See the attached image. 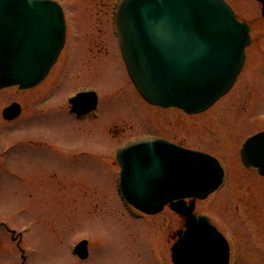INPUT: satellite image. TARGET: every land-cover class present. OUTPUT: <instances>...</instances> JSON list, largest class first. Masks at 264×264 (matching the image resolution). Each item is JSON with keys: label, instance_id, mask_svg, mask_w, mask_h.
Returning a JSON list of instances; mask_svg holds the SVG:
<instances>
[{"label": "rangeland", "instance_id": "1", "mask_svg": "<svg viewBox=\"0 0 264 264\" xmlns=\"http://www.w3.org/2000/svg\"><path fill=\"white\" fill-rule=\"evenodd\" d=\"M58 1L66 13V42L33 91L51 86L50 102L58 106L68 93L92 88L98 107L79 121L57 106L49 109L48 121L0 118V264H173L170 243L182 218L168 206L141 213L119 190L115 147L151 134L220 160L224 181L197 200L196 210L209 215L230 243L237 241L230 264H264V178L239 157L244 139L264 128L260 2L226 0L251 26L243 67L213 105L186 113L153 108L132 84L119 55L113 17L118 0ZM13 98L31 101L28 92L6 87L0 90V109ZM44 133L50 135L47 146ZM52 136L66 150L56 149ZM23 138L31 143L20 142ZM77 142L80 153L69 157L68 148ZM81 239L88 240L85 259L73 251Z\"/></svg>", "mask_w": 264, "mask_h": 264}, {"label": "water", "instance_id": "2", "mask_svg": "<svg viewBox=\"0 0 264 264\" xmlns=\"http://www.w3.org/2000/svg\"><path fill=\"white\" fill-rule=\"evenodd\" d=\"M258 1L264 18V0ZM115 20L128 73L142 96L188 112L207 108L232 86L250 43L247 22L225 0H120ZM65 32L56 0H0V87L39 82L62 49ZM89 96L80 92L72 102ZM12 110L6 108L5 117ZM240 154L264 175V130L249 136ZM117 159L119 188L128 202L151 214L169 203L185 217L171 247L174 264H228L225 237L207 215L194 212L196 198L222 182L214 156L147 138L120 148ZM74 251L85 258L87 241Z\"/></svg>", "mask_w": 264, "mask_h": 264}, {"label": "flooded vegetation", "instance_id": "3", "mask_svg": "<svg viewBox=\"0 0 264 264\" xmlns=\"http://www.w3.org/2000/svg\"><path fill=\"white\" fill-rule=\"evenodd\" d=\"M45 79V78H44ZM43 79V80H44ZM43 80L37 84V85H43ZM33 86V87H29V88H19L18 86H11V87H16L18 89L19 92H28V96H29V99L31 101L29 105L26 104V102L23 100V99H19V98H13L11 99L9 102H7L6 104H4L1 109H0V118L3 122H10V123H13L15 121H18V120H22V119H34V118H38V116L42 119V120H47V113L49 111V109L52 108V106H57L56 104H53L54 102H50V95H49V92H50V88L51 86H46V88L43 90H38V91H33L35 90V87L37 86ZM34 88V89H33ZM4 89V88H2ZM0 89V90H2ZM86 90V89H84ZM78 91V90H77ZM75 91L74 93H71V94H67L66 96H63V98H65V101L63 102V99H61L60 101H62L61 103L58 104V110L60 109H63L64 108V112H62L60 110V112L66 114V116L68 115L69 118L75 120V121H79L80 120V117L81 116H84L86 114H89V113H92L94 112L95 113V110L97 109L98 105H96V107L92 110V111H89L87 113H80V110L83 108L82 105L79 103V105L77 107L74 108L73 104L70 102V98L77 92ZM30 92V93H29ZM98 93V92H97ZM48 96H49V99H48ZM97 99H98V95H97ZM143 99V98H142ZM144 100V99H143ZM145 101V100H144ZM98 103V101H97ZM148 103V102H147ZM13 105V113L10 114L11 117L7 118L5 117L4 115V110ZM65 105V106H64ZM152 105V104H151ZM153 108H163V107H160V106H156V105H153ZM155 114L158 113V110L155 109ZM156 117V120H158V116L155 115ZM62 119V117H60ZM48 121V120H47ZM156 124V122H155ZM157 125V124H156ZM49 136L48 133H44V138H43V143H46L45 145H49L48 143V140H49ZM150 136H162L166 139H168L165 135H159V134H151V135H143L141 137H136V138H133V139H128L125 143H128L130 141H133V140H136V139H139V138H144V137H150ZM55 137H51L52 141L55 142L54 145H56V149L57 146L59 145L63 150H66V146L64 145L65 142H61L59 140H56L54 139ZM24 140H28V142L24 141ZM170 140V139H168ZM172 141V140H171ZM14 142V141H13ZM20 142H25V143H31L30 142V139H22L20 140ZM75 143V142H74ZM72 144L70 145V147L68 148V151L70 153H72L69 157H73L75 158L77 156L78 153H80L81 151V142H77V144ZM178 143V142H176ZM180 144V143H178ZM182 145V144H181ZM111 152V151H110ZM8 169V168H7ZM9 170V169H8ZM182 218V225H183V217L180 216ZM181 225V226H182Z\"/></svg>", "mask_w": 264, "mask_h": 264}, {"label": "bare ground", "instance_id": "4", "mask_svg": "<svg viewBox=\"0 0 264 264\" xmlns=\"http://www.w3.org/2000/svg\"><path fill=\"white\" fill-rule=\"evenodd\" d=\"M171 244V243H170Z\"/></svg>", "mask_w": 264, "mask_h": 264}]
</instances>
